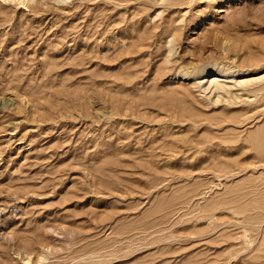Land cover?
Here are the masks:
<instances>
[{
  "label": "rangeland",
  "instance_id": "obj_1",
  "mask_svg": "<svg viewBox=\"0 0 264 264\" xmlns=\"http://www.w3.org/2000/svg\"><path fill=\"white\" fill-rule=\"evenodd\" d=\"M205 66L264 0H0V264H264V79Z\"/></svg>",
  "mask_w": 264,
  "mask_h": 264
},
{
  "label": "bare ground",
  "instance_id": "obj_2",
  "mask_svg": "<svg viewBox=\"0 0 264 264\" xmlns=\"http://www.w3.org/2000/svg\"><path fill=\"white\" fill-rule=\"evenodd\" d=\"M25 1L26 0H22V2H25ZM225 43H226V41H225ZM170 51H173L172 44L170 45ZM205 68H206V66L199 68V70L195 69L194 73L199 72V71L201 73H203L202 76H200V75L198 76V77H200L199 83H203L204 85L206 83H208L207 86L205 87V89L212 91L213 93H215V95H217V97H221L222 95H224V93H232L233 94L232 89L235 88L236 85H240V86L245 87V86H249V85H253L255 83H258V81H261L264 79V75L258 76V77L257 76L251 77V78H242L243 76L241 77V74L243 72H245L247 68L246 69L245 68L244 69L239 68L237 70V73L234 71H228V70L220 68V67H216L214 70L211 69L212 73H210L211 71L209 72V70H207ZM185 76H190V74H187ZM259 88H261V87H259ZM259 88L257 87V88H253L251 90L257 91Z\"/></svg>",
  "mask_w": 264,
  "mask_h": 264
}]
</instances>
